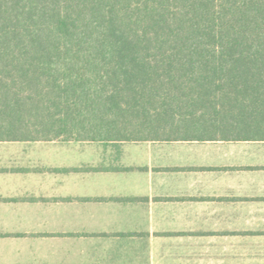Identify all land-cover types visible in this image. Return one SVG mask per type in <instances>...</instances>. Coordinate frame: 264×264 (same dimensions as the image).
<instances>
[{"label": "trees", "instance_id": "16d2710c", "mask_svg": "<svg viewBox=\"0 0 264 264\" xmlns=\"http://www.w3.org/2000/svg\"><path fill=\"white\" fill-rule=\"evenodd\" d=\"M264 140V0H0V140Z\"/></svg>", "mask_w": 264, "mask_h": 264}, {"label": "crops", "instance_id": "0c3cea01", "mask_svg": "<svg viewBox=\"0 0 264 264\" xmlns=\"http://www.w3.org/2000/svg\"><path fill=\"white\" fill-rule=\"evenodd\" d=\"M0 264H264V140H0Z\"/></svg>", "mask_w": 264, "mask_h": 264}]
</instances>
